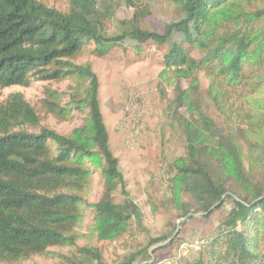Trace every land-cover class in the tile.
Segmentation results:
<instances>
[{
    "label": "trees",
    "instance_id": "obj_1",
    "mask_svg": "<svg viewBox=\"0 0 264 264\" xmlns=\"http://www.w3.org/2000/svg\"><path fill=\"white\" fill-rule=\"evenodd\" d=\"M158 2L177 13L161 32L145 23ZM121 7L131 10L128 18L116 17ZM125 40L163 48L164 71L172 75L167 110L184 151L167 164L168 194L160 207L206 220L231 204L204 246L178 264H264V100L259 114L247 107L264 88V0H66L65 8L50 0H0V264L76 246L82 207L91 212L99 241L144 229L109 147L98 78L78 62L86 51L104 57ZM34 81L68 85L66 91L45 87L37 107L20 92L1 99L3 89ZM73 112L85 119L68 133L42 123L50 116L69 121ZM243 144L254 163L248 167ZM94 176L101 192L89 202L84 196ZM175 229L148 237L112 264H156L161 250L184 241ZM76 252L61 255V264H105L97 247Z\"/></svg>",
    "mask_w": 264,
    "mask_h": 264
},
{
    "label": "rangeland",
    "instance_id": "obj_2",
    "mask_svg": "<svg viewBox=\"0 0 264 264\" xmlns=\"http://www.w3.org/2000/svg\"><path fill=\"white\" fill-rule=\"evenodd\" d=\"M52 5L65 8L66 0H50ZM109 3V1H108ZM107 3V4H108ZM159 9L146 18L145 23L151 29L163 31L165 23L177 17L175 8L167 2H158ZM131 10L121 7L116 13L119 19L128 18ZM108 28L112 29L110 23ZM134 43L125 40L104 57H96L86 51L79 63H88L99 81L98 99L100 111L109 136V147L118 159L119 170L125 181L130 198L140 209L143 230L134 231L132 237L123 236L117 240L99 241L94 231L93 217L87 208L82 207L83 220L77 227L76 246L68 248H52L49 256L33 257L24 264H61L60 257L70 256L77 247H97L101 250L105 264L120 261L138 244H143L148 237H158L171 232H181L183 240L207 238L217 226L222 213L231 207L226 202L221 210L216 211L208 219L200 218V213L193 214L191 219L180 218L178 211L165 205L167 192V164L183 154V143L177 129L171 124L167 110V102L172 95V75L164 71L162 54L164 49L153 44H143L135 48ZM199 83L202 88L208 85V79L203 72L199 73ZM68 83L60 84L44 81H34L29 87L13 86L3 89L1 99L13 92H20L32 106L40 104L44 98V88L50 87L57 91H66ZM186 87V83H183ZM162 89L161 93L159 89ZM264 88L257 95L247 100V107L255 114L262 112ZM69 121L58 122L54 117H48L42 123L60 133H68L73 128L83 124L85 114L72 113ZM242 161L248 167L253 165L249 156V148L242 145ZM257 170V166H253ZM258 174H260L258 172ZM101 192V182L94 176L84 198L95 201ZM116 200L122 196L116 193ZM157 204L159 210L151 211L152 204ZM184 221V224H183ZM174 232V233H175ZM173 251L164 249L158 253L156 264L170 257ZM189 254L188 257L192 256ZM133 264H141L137 260Z\"/></svg>",
    "mask_w": 264,
    "mask_h": 264
},
{
    "label": "built area",
    "instance_id": "obj_3",
    "mask_svg": "<svg viewBox=\"0 0 264 264\" xmlns=\"http://www.w3.org/2000/svg\"><path fill=\"white\" fill-rule=\"evenodd\" d=\"M206 241L203 238L184 240L179 243L173 254L163 261V264H178V262L189 254L199 251Z\"/></svg>",
    "mask_w": 264,
    "mask_h": 264
}]
</instances>
